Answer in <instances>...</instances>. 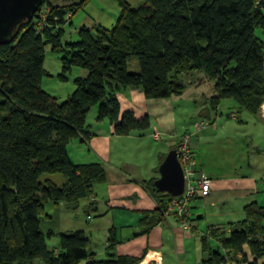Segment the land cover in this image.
Listing matches in <instances>:
<instances>
[{"label": "trees", "instance_id": "obj_1", "mask_svg": "<svg viewBox=\"0 0 264 264\" xmlns=\"http://www.w3.org/2000/svg\"><path fill=\"white\" fill-rule=\"evenodd\" d=\"M87 0L59 5L45 0L39 17L23 22L11 41L0 45V264H80L88 259L89 239L83 230L60 232L50 249L42 224L50 215L45 203L65 202L77 209L106 180L98 163L76 164L68 152L71 141L88 136L87 115L98 106L97 120L109 119L116 134L145 131L150 118L121 112L120 90L140 88L148 98H168L185 89L182 75L200 71L213 81L210 110L233 99L240 111L260 114L264 104V0H143L133 7L119 0L122 11L110 28L86 26L78 40L63 43L65 25ZM62 55L58 78L73 67L87 70L66 100L44 90L47 47ZM137 58L138 72L128 62ZM178 147V146H177ZM175 147V148H177ZM61 174L57 184L49 174ZM159 210L171 195L158 190ZM246 217L227 228L211 229L222 247L240 252L247 264H264V207L245 206ZM110 246H114L111 230ZM250 247L253 259L244 254ZM203 249H207L203 238ZM130 256L109 255L86 264H136ZM203 264H224L227 258L211 250Z\"/></svg>", "mask_w": 264, "mask_h": 264}, {"label": "crops", "instance_id": "obj_2", "mask_svg": "<svg viewBox=\"0 0 264 264\" xmlns=\"http://www.w3.org/2000/svg\"><path fill=\"white\" fill-rule=\"evenodd\" d=\"M51 1L70 5L82 0ZM80 10L86 11L87 18H82L83 23L76 26L74 18ZM121 11L119 0H87L71 14L69 24L77 32L83 26L110 29ZM86 72L80 76H86ZM205 81L200 77L197 81L185 83V90L194 88V93L188 98L194 105L201 103L196 91ZM184 92L168 98H148L140 88H124L118 93L121 112L131 111L137 118L148 115L151 123L149 129L133 131L128 135L116 134L109 119L97 120L96 110L93 119L89 122L86 120L88 136L75 139L68 145L69 156L74 163H98L106 172V180L95 182L92 193L79 200L77 209H70L65 202H51L72 212L84 209L89 225L82 230L89 239V260L99 256L107 259L109 255H114L133 257L138 261L136 264H203V259L211 250H218L227 258L224 264H247L240 252L224 249L218 238L211 234V229L227 228L230 223L243 220L246 217L245 206L253 201L264 207V163L249 157V151L253 149L255 157L264 158V149L254 145L264 131V113L250 115L252 118L247 114L241 115L243 111L239 110L236 101L226 103L232 109L230 113L224 115L220 112L222 101L211 112L207 103L210 104L214 92H210L211 95L205 98L203 112H198L202 118H195L188 124L183 118L184 110L180 112L176 106L177 99H182ZM201 120L207 121L209 127L197 132L195 123ZM152 124L153 132L148 134ZM244 128L249 131L243 132ZM155 132L162 135L159 141L167 140L169 150L177 147L187 134H192L189 146L194 154L195 169L211 179L210 193L197 197L192 203L193 209L199 207L201 214H198L197 221L190 222V229L183 228L174 218L159 210V199L151 181L160 176L159 166L169 150L151 146ZM243 136L249 137L250 142H244L241 156L235 158V146L241 145L239 141ZM46 178L57 184L65 181L59 173L49 174ZM94 216L96 218L91 221ZM199 220L203 221V225ZM111 230L115 240L112 247ZM97 231L104 233L100 249L94 246L90 250L89 246L95 244L92 233ZM204 237L206 250L203 249ZM244 254L249 260L254 258L247 244ZM259 261L264 262V258Z\"/></svg>", "mask_w": 264, "mask_h": 264}, {"label": "rangeland", "instance_id": "obj_3", "mask_svg": "<svg viewBox=\"0 0 264 264\" xmlns=\"http://www.w3.org/2000/svg\"><path fill=\"white\" fill-rule=\"evenodd\" d=\"M128 1L130 2V4L133 7H138L143 3V0H128ZM96 3H98V1H96ZM82 18H84V19L87 18V13H86V11L80 10L76 13V16L74 18V23L76 26H80L83 23ZM87 26H92V25H87ZM64 28H65V31H64L63 39H62L63 43L78 40V38H79L78 32L76 31L74 26H71L68 23L67 25H65ZM256 33L259 37H261L264 40V33H262L259 28L256 30ZM61 57H62V55L60 53L52 51L51 48L47 49L46 58H45V69L51 74V76L45 75L43 77V88H44V90H46L47 92H49L53 96L57 97L59 102L66 100L67 97L74 92V90L76 89V85H75L74 80L78 76H80V74H82V72L84 74V72L87 71L86 69H83L80 67H73V69L68 73L67 79L65 81L60 80L58 78V74L61 72V69H62ZM128 68H129V71H131V72H138L139 71V64H138L137 58L134 57V58L129 60ZM200 77L207 80V81L203 82L200 85V89L198 91H196V93L199 94L198 100H201L200 104L196 103V105H194L195 103L188 99L189 96L194 93V88L188 89V90L184 89L183 91H185V92H184L183 98L182 99L176 98L177 101L179 100V102H177L175 100L177 110H180V112L184 110V112H183L184 117L183 118H184V121L188 122V124L191 123L192 120L195 118H202V115L199 114L198 112L200 110H202L203 107L206 105V103H204L205 98L209 97L211 95L210 92H214V88H213L214 84H213V81H210L207 78L205 73L200 72V71L193 72L190 75H182V79L186 84H187V82H189V80L197 81V79ZM227 102L236 103L235 100H233V99H223L222 104L220 106V112L224 115L226 113L232 112V109H229L231 107L228 104H226ZM207 104H208V107L210 109V104L209 103H207ZM178 105H179V107H178ZM178 108H180V109H178ZM96 110L98 111V106H94L91 109V111L88 114V118H87L88 122L93 119V113L95 114ZM210 111L213 112L212 110H210ZM202 112H203V110L201 111V113ZM260 113L261 114L264 113L263 107L261 108ZM240 114L241 115L247 114L249 116L252 115V114L245 112V111L241 112ZM252 117L253 116H250V118H252ZM178 119H179V117H178ZM193 127H192V129H193ZM247 128L242 129L243 132L249 131V129H247ZM252 129H254V128H252ZM151 132H153V124H152V127L150 128V130L148 131V134ZM259 135L260 136L257 138V141L254 145L256 148L259 147V148L264 149V131H262ZM251 137L253 139V134ZM247 140H249V142H250L249 137L246 138V136H243L242 140L239 141L241 143V145L239 144L240 146L239 145L235 146V151H234L235 152V158L237 156H241V153H242L241 150L244 149V142H245V144H247L246 143ZM166 142H167V140L157 141V142L155 140H152L150 142V144L152 147H160V148H165V150H169V147L167 146ZM252 150L253 149H251L249 151V157H251L252 160L256 159L258 162L264 163V158L255 157ZM235 160H237V159H235ZM45 206H46L47 213H49L53 218L52 219L47 218L42 224V229L46 233L50 230L55 232V235H53L51 237H47V244H48L50 249H53L58 245V242H59L58 234L60 232L75 231V230H82V229L88 228L89 223L86 221L87 215L84 212L83 208H79L77 211L72 212V211H68L67 209H65L64 206H55L51 202L45 203ZM198 214H201L199 207L193 209L192 218L194 220H192V218H191L190 222L192 221V223H193L194 221H197ZM95 218L96 217L94 216L91 221H93ZM198 222H200L201 225H203L202 220H199ZM205 226H207V224ZM86 232H89V231L87 230ZM92 234L94 235L93 241H95V244L92 243L89 246V249L93 250L94 246H95V248L99 247V249H100V242L104 237L103 236L104 233L101 231H97V232L92 233ZM96 245H98V246H96ZM212 245H213V243H212ZM96 250H98V249H96ZM102 258L103 257L99 256L96 259H102ZM88 260H89V258L86 260H83L80 264H86V262ZM33 264H45V263L41 260H35V261H33Z\"/></svg>", "mask_w": 264, "mask_h": 264}, {"label": "water", "instance_id": "obj_4", "mask_svg": "<svg viewBox=\"0 0 264 264\" xmlns=\"http://www.w3.org/2000/svg\"><path fill=\"white\" fill-rule=\"evenodd\" d=\"M45 0H0V45L16 35L19 26L33 17H39ZM159 177L154 185L173 197L185 190V174L177 148L171 149L159 166Z\"/></svg>", "mask_w": 264, "mask_h": 264}, {"label": "built area", "instance_id": "obj_5", "mask_svg": "<svg viewBox=\"0 0 264 264\" xmlns=\"http://www.w3.org/2000/svg\"><path fill=\"white\" fill-rule=\"evenodd\" d=\"M71 14L68 15L70 17ZM209 127V123L201 120L195 123L197 132ZM192 134H187L182 142L178 145L179 160L183 166L185 174V190L180 196H171L168 201L164 214L168 217L174 218L183 228L190 229V220L193 216V201L199 196H207L211 191V179L200 174L195 169L194 154L190 149L189 141ZM153 138L157 141L161 140L160 132H155Z\"/></svg>", "mask_w": 264, "mask_h": 264}, {"label": "bare ground", "instance_id": "obj_6", "mask_svg": "<svg viewBox=\"0 0 264 264\" xmlns=\"http://www.w3.org/2000/svg\"><path fill=\"white\" fill-rule=\"evenodd\" d=\"M263 111H264V105H263Z\"/></svg>", "mask_w": 264, "mask_h": 264}]
</instances>
